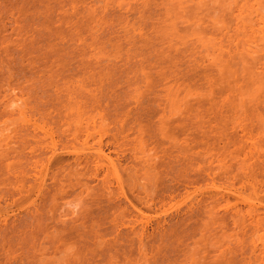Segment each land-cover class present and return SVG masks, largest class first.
<instances>
[{"label": "rangeland", "instance_id": "374dc122", "mask_svg": "<svg viewBox=\"0 0 264 264\" xmlns=\"http://www.w3.org/2000/svg\"><path fill=\"white\" fill-rule=\"evenodd\" d=\"M0 264H264V0H0Z\"/></svg>", "mask_w": 264, "mask_h": 264}, {"label": "bare ground", "instance_id": "6f19581e", "mask_svg": "<svg viewBox=\"0 0 264 264\" xmlns=\"http://www.w3.org/2000/svg\"><path fill=\"white\" fill-rule=\"evenodd\" d=\"M240 11H241V10H240ZM240 13H241V12H240ZM240 25L242 26V28H243V27H245V28L247 27L244 23H240ZM251 28H252V26H250L248 29H251ZM248 185H249V184H248ZM249 186H250V185H249ZM247 198H248V197H247ZM246 200H247V199H246ZM244 201H245V200H244ZM247 201H248V200H247ZM247 203H248V202H247ZM262 248H263V247H262Z\"/></svg>", "mask_w": 264, "mask_h": 264}]
</instances>
